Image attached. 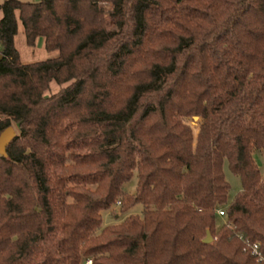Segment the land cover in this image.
I'll return each mask as SVG.
<instances>
[{
  "label": "trees",
  "instance_id": "trees-1",
  "mask_svg": "<svg viewBox=\"0 0 264 264\" xmlns=\"http://www.w3.org/2000/svg\"><path fill=\"white\" fill-rule=\"evenodd\" d=\"M0 10V140L19 129L0 156V264H264V0ZM19 21L58 55L24 64Z\"/></svg>",
  "mask_w": 264,
  "mask_h": 264
},
{
  "label": "rangeland",
  "instance_id": "rangeland-1",
  "mask_svg": "<svg viewBox=\"0 0 264 264\" xmlns=\"http://www.w3.org/2000/svg\"><path fill=\"white\" fill-rule=\"evenodd\" d=\"M108 12H110L112 9L110 7V5H107L106 8ZM19 33L17 34V36L15 37V43H16V47L17 50L20 53L21 59L23 61L24 64H31V63H36V62H44L47 59L50 58H54L56 57L58 54L56 53H48L46 48H45V43H44V39H38L37 40V46L35 48H29L27 46L26 43V37L24 34V28L22 26V24L19 22ZM67 85H62V86H58L55 83L51 84V93L50 94H56L59 93L61 90H63L64 87H66ZM12 129L15 132V135L19 134V129H18V125L14 124ZM196 131V136L198 135V131ZM3 154H5V150H4V144L1 142L0 140V156H2ZM255 159L256 161H258V164L262 170V173L264 175V158L261 156V154L259 152L255 153ZM224 172H225V177H227V181L229 182L231 189H230V200L232 201L242 190V182L241 179L239 177H235L229 168V164L228 162L225 163V167H224ZM138 178L137 175H135L132 178V181L128 183V185L125 186V191L129 192L131 194H135L136 189H137V185H138ZM226 211V209H224ZM133 213L135 214H142L143 213V207L142 206H136L133 210ZM113 214L112 213H106L104 215V224L105 225H114V224H118L119 221H122L126 216H121V212H120V208L118 207V205L114 206L113 208ZM115 213H118L119 215L117 217H115ZM226 221V216H224L223 218L218 217L217 220V224L219 225L218 227H222L223 223Z\"/></svg>",
  "mask_w": 264,
  "mask_h": 264
},
{
  "label": "water",
  "instance_id": "water-1",
  "mask_svg": "<svg viewBox=\"0 0 264 264\" xmlns=\"http://www.w3.org/2000/svg\"><path fill=\"white\" fill-rule=\"evenodd\" d=\"M198 120H199V118L196 117L195 121L197 122ZM14 138H15L14 130L9 129L2 135L1 142L4 144V147H5V145L9 144ZM212 242H213L212 235L210 232H208L207 238L205 239V244L212 243Z\"/></svg>",
  "mask_w": 264,
  "mask_h": 264
},
{
  "label": "built area",
  "instance_id": "built-area-1",
  "mask_svg": "<svg viewBox=\"0 0 264 264\" xmlns=\"http://www.w3.org/2000/svg\"><path fill=\"white\" fill-rule=\"evenodd\" d=\"M118 204L120 205V203ZM218 215L219 217L223 218L224 216H226V211L224 209L220 210L218 212ZM249 248H251L252 254L257 255L261 261L263 260V255L261 254L259 246L257 244H255L254 246L249 245ZM87 264H92V261H88Z\"/></svg>",
  "mask_w": 264,
  "mask_h": 264
},
{
  "label": "crops",
  "instance_id": "crops-1",
  "mask_svg": "<svg viewBox=\"0 0 264 264\" xmlns=\"http://www.w3.org/2000/svg\"><path fill=\"white\" fill-rule=\"evenodd\" d=\"M6 0H0V6L5 2ZM3 18V13L2 11L0 10V21L1 19ZM20 22V21H19ZM21 23V22H20ZM22 24V23H21ZM18 27H19V23H18ZM19 33V32H18ZM23 62V61H22Z\"/></svg>",
  "mask_w": 264,
  "mask_h": 264
}]
</instances>
